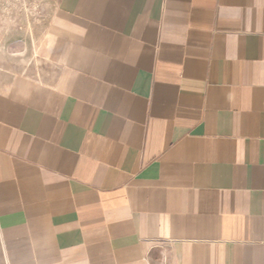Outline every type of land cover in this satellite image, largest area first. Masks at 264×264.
Returning a JSON list of instances; mask_svg holds the SVG:
<instances>
[{"label":"crops","instance_id":"1","mask_svg":"<svg viewBox=\"0 0 264 264\" xmlns=\"http://www.w3.org/2000/svg\"><path fill=\"white\" fill-rule=\"evenodd\" d=\"M6 35L0 264H264V0H58L38 47Z\"/></svg>","mask_w":264,"mask_h":264},{"label":"rangeland","instance_id":"2","mask_svg":"<svg viewBox=\"0 0 264 264\" xmlns=\"http://www.w3.org/2000/svg\"><path fill=\"white\" fill-rule=\"evenodd\" d=\"M58 0H0V47L14 48L6 36L23 37V45L40 44L48 18ZM18 47V46H16Z\"/></svg>","mask_w":264,"mask_h":264}]
</instances>
